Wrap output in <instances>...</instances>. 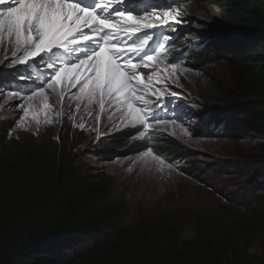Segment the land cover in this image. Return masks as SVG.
I'll return each instance as SVG.
<instances>
[{
  "label": "trees",
  "instance_id": "obj_1",
  "mask_svg": "<svg viewBox=\"0 0 264 264\" xmlns=\"http://www.w3.org/2000/svg\"><path fill=\"white\" fill-rule=\"evenodd\" d=\"M197 2L189 3L191 13L199 12ZM211 3L239 31H227L235 35L223 44L214 38L199 52L191 51L187 69L196 73L208 58L214 60L209 66L219 63L211 71L212 93L236 114L229 121L221 116L222 107L213 113L205 110L222 124L219 137L248 117V129L264 139V0ZM0 55L4 59V50ZM10 74L16 75L5 60L1 93H24ZM4 126L0 123V264H264V205L254 210L251 204L229 200L214 206L198 198L169 201L171 192L144 169H133L123 180L126 184L112 187L107 176L91 178L76 157L83 147H92V134L85 140L82 131L55 125L32 136L14 132L5 139L11 129ZM210 128L204 135L210 136ZM131 133L120 137L117 132L97 144L118 150L114 158L132 168L125 159L149 144H131ZM155 147L167 151V161L184 164L179 171L187 178L205 186L191 165L193 152L171 140ZM158 190L165 191L163 197H157ZM161 200L166 203L150 205ZM187 229L191 236H186Z\"/></svg>",
  "mask_w": 264,
  "mask_h": 264
},
{
  "label": "snow or ice",
  "instance_id": "obj_2",
  "mask_svg": "<svg viewBox=\"0 0 264 264\" xmlns=\"http://www.w3.org/2000/svg\"><path fill=\"white\" fill-rule=\"evenodd\" d=\"M127 4L128 0H0L4 58H9L10 51L12 66H28L36 58L43 66L37 67L42 83L30 94L9 93V99L23 101L16 128L27 130L34 122L38 132L41 125L59 123L66 101L69 110L74 101L77 110L90 115L94 105L101 113L120 112L125 126L145 129L134 139L147 135L146 130L153 127L150 121L176 124L157 118L153 106L165 98L167 82L178 84V70L183 74L190 69L169 60L163 42L149 50L153 37L148 32L179 23L182 12L168 5L162 17L157 6L140 14ZM95 118L99 121L100 115ZM68 119H74L73 115ZM137 159L158 172L174 170L151 148Z\"/></svg>",
  "mask_w": 264,
  "mask_h": 264
},
{
  "label": "rangeland",
  "instance_id": "obj_3",
  "mask_svg": "<svg viewBox=\"0 0 264 264\" xmlns=\"http://www.w3.org/2000/svg\"><path fill=\"white\" fill-rule=\"evenodd\" d=\"M197 1L196 4L199 8L198 14H188V1L182 4L185 6L184 9H180L184 22L179 21L178 26L175 27V34H178L181 30H186L185 42L195 46L196 49L199 43L207 42L214 38L215 40L222 39L223 44L226 42L227 37L235 35L228 34V32L237 33L239 31L237 27L232 24L230 25L220 16L221 12L216 5H210V2H213L211 4H215L217 0ZM166 3V6L171 5L173 8H176L178 7L177 3H181V0H178V2L177 0H168ZM0 50H3V48H0ZM7 56H11L10 51L7 53ZM5 60V58L0 59V70L3 69ZM211 61H214L213 58L204 60L201 63L202 68L196 71V73L186 72L181 74L178 72L179 79L177 88L181 86L186 87L190 94L195 97L200 111L206 110L207 112L213 113L222 107L221 116L229 118L230 121L236 115L235 112L230 111L227 107L224 108L220 99H217L212 93L210 83L212 82L211 77L215 74L212 72L216 71L219 63L215 61L214 65L209 66L208 62ZM203 68H207L208 70ZM188 82L189 84L186 86ZM183 95L188 100L193 99L186 91H183ZM22 103L23 101L21 99H9V94L6 95L0 91V123H6V126H4L5 131L11 129V135L14 132H24L28 136H32L34 132L36 134L44 128H53L56 125L61 129L66 127L67 130L82 131L84 134L82 139L85 140L88 133L92 134L94 141L92 147H83L80 150V154L76 157H80L78 162H80L81 167L90 172L91 178L96 176L100 177L101 175L107 176L111 179L109 181L112 187H119L121 184H126L123 180L133 169H138V171L144 169L150 174V179L152 178L154 182L160 183V188L171 192L172 197L168 199L169 201L174 199L178 203V200L183 202L198 198L200 201L214 206L222 203L224 200H229L235 203L245 202L244 204H251L254 210H259L264 205V139L256 137L257 134H254L255 129H248L249 124L246 123V121H249L248 117H243L241 118L243 120L236 122L237 129L230 128L229 134L223 138L219 137L222 128V124L219 123H212L210 125L211 130H208L210 136L198 133L197 129L201 125L196 123L197 120H195V123L192 120L189 126L181 125L178 127L172 124L158 127L159 135L155 137L157 140H172L177 146L193 152L195 160L191 165L197 179L205 185L199 186L191 178H187L176 169H165L164 172H158L155 167L149 168L144 166L137 159L139 155H132L128 159H125L126 161L132 162L133 167L129 168L120 163L119 159L114 158L113 155L119 154L116 153L118 150H114V148L107 145L97 144L101 138H108L111 135L114 136L117 132H119V136L121 137L127 130H134V127L123 124V121L120 119V112L113 110L109 113H101L99 107L94 105L90 115L83 111L82 108L77 110L75 102L72 101L70 102L72 110L69 114H72L74 119L69 120L68 116L66 118L61 116L59 123L54 122L50 125H41L39 131L36 132L34 122H32L31 128L27 130L16 128L19 116L23 114L22 108L19 107ZM68 103L66 101L64 110L69 109ZM235 105V103H232L231 108L235 107ZM97 114L100 115L99 121L95 118ZM109 115L113 117L111 120L109 119ZM213 116L210 115V117ZM52 119L53 121L57 119L54 114ZM243 121H245V124H240ZM80 123L85 125L84 129L79 127ZM74 124L76 125L75 127L73 126ZM153 126L156 125L153 124ZM246 130L249 133H244L248 134L244 136L242 133L247 132ZM138 134L134 133L131 135V144L144 141L143 138L134 139ZM8 136L9 132L6 131L5 139ZM14 138H17V135ZM183 166L184 164L178 165L179 168ZM164 192L163 190H158L157 197H163ZM250 200L252 201L249 202ZM159 203L165 204L166 201L161 200L154 204L150 203V205L159 206ZM185 233L186 236L192 235L191 229H187Z\"/></svg>",
  "mask_w": 264,
  "mask_h": 264
},
{
  "label": "clouds",
  "instance_id": "obj_4",
  "mask_svg": "<svg viewBox=\"0 0 264 264\" xmlns=\"http://www.w3.org/2000/svg\"><path fill=\"white\" fill-rule=\"evenodd\" d=\"M187 1L189 3L191 2V0H181V3H177L179 9H184L185 6L182 4L186 3ZM85 2L91 3V0H85ZM166 2H168V0H128V4L126 5V7L133 8L135 9L136 12L143 14L144 9H147L148 11H152V7L157 6L156 10L160 14V16H162V11L165 9V6L167 4ZM187 9L189 15L195 14L190 12L189 7ZM196 14H198V12H196ZM178 19L179 21L184 22L182 15ZM177 26L178 23L173 22L171 23L170 27H158L150 30L148 34L152 36L153 39L149 42L148 47L149 50H151L153 48L158 47L160 43L162 42L165 43L167 49L166 55L169 58V60L180 64L183 68H187L186 64L191 62L189 60L191 59V56L189 55L191 51L199 52L200 49L204 47L206 41L203 43H199L198 48L196 49L195 46H192L191 44L185 42L184 37L187 35L186 30H181L178 34H175V27ZM179 41H184V42L180 43ZM183 47H192V48H189L190 49L189 53H183L182 52ZM7 60H8L9 69L11 70L12 73L16 74V75L13 74L10 75L12 76V78L17 79L16 84H21L23 86L24 93H19L20 96L30 94L31 91L36 89L37 85L42 83L43 78L40 77L39 73L37 72L38 66L41 69L43 67L39 62V58H36V61L28 66H25L23 64H17L15 66H12L11 56ZM183 81L185 82V80ZM165 86L168 89V92L165 93V98L162 101H160L158 104L153 106V112L155 113L156 117L161 120H168V121L175 120L176 124L173 125L176 126L179 125L178 127H180L181 125L189 126L192 120L194 121V123L195 120H197L196 123H199L201 125V127L199 126L200 128L197 129L198 133L200 134L207 133L205 130L208 127H210L212 123L215 122L206 111H200L195 97L191 95L187 89H184L186 87L181 86L177 88L178 87L177 84L174 85L171 82H167ZM157 87H160V85H157ZM183 91H186V93L193 98L192 99L193 101L186 99V97L183 95ZM171 92L177 94L171 95L169 94ZM149 99L154 100L155 97L150 96ZM150 123L155 124L154 121H150ZM167 125H172V124H167ZM159 126L161 125H156L146 130L147 135L143 139L149 145L146 147L144 151H146L148 148H151L154 154L160 155L161 158L164 159L166 163L173 165V168L179 171L178 165H180V163L176 161H167L166 160V154H168L166 153L167 151H161L159 148L155 147L156 145L162 146L164 141H169V140H157L155 138L156 136L159 135V130H158ZM131 131H132L131 135H133L134 133L145 131V129L143 128V126H137L134 127V130ZM149 137L152 140H149Z\"/></svg>",
  "mask_w": 264,
  "mask_h": 264
}]
</instances>
